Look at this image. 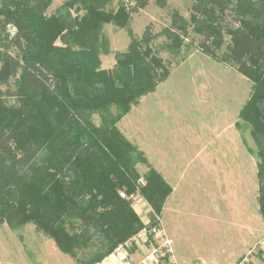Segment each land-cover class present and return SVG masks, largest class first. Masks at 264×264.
Masks as SVG:
<instances>
[{"label":"trees","instance_id":"obj_1","mask_svg":"<svg viewBox=\"0 0 264 264\" xmlns=\"http://www.w3.org/2000/svg\"><path fill=\"white\" fill-rule=\"evenodd\" d=\"M114 1L69 0L51 15L53 0L0 2V85L11 78L18 84L0 86V225L14 229L20 220L33 222L79 264L103 262L144 228L131 202L120 197L122 190L136 191L139 162L151 169L141 191L154 214L162 212L168 194L163 184L159 189L160 175L145 157L135 158V148L117 126L169 76L149 45L153 37L145 43L129 31L131 44L116 54L113 68H103L100 58L110 53L104 25H126L128 14L146 9L151 0H116V8ZM235 1L197 0L193 21L203 39L199 46L212 53L223 16L232 14L230 57L240 74L256 82L264 69V0ZM72 10L84 13L73 17ZM59 38L63 46L54 45ZM11 99L18 104L11 105ZM260 117L251 132L264 219V114ZM96 240L99 249L81 259L79 251Z\"/></svg>","mask_w":264,"mask_h":264},{"label":"rangeland","instance_id":"obj_2","mask_svg":"<svg viewBox=\"0 0 264 264\" xmlns=\"http://www.w3.org/2000/svg\"><path fill=\"white\" fill-rule=\"evenodd\" d=\"M66 1L69 0H53L47 13L53 14ZM226 1L230 5H235L236 2ZM196 4L197 0H151L146 9L129 13L126 25L116 22L105 24L102 35L109 41L110 53L102 54L100 58L103 68L114 67L116 54L126 52L131 44L129 31L138 41L145 40V43L149 41L145 38L150 36L153 39L149 45L168 68V78L180 65L186 64L178 70V73L185 76L183 79L192 82L196 88L206 89L207 95L217 97L219 104L214 102L216 124L214 119V124L210 126L206 123L203 128V112L190 110L181 120H178V115L174 116L175 119L169 118V128L160 129L163 135L166 132L167 139L178 140L176 145H190L187 148L188 167L179 166L178 170L172 172L174 178L187 175L183 182L188 184L184 188L182 185L179 187L176 180L175 184L170 183L173 177L164 178L152 165L146 151L141 149L138 134L143 130L142 126L149 123L145 121L148 119L145 113L138 114L144 96L123 116L124 118L135 109L133 129H125L123 118L117 126L135 148V158L145 157L152 169L160 175L162 180L158 181L159 189L163 184L162 190L165 188L164 191H168L159 215L151 210L147 211V215H142L144 227L157 222L160 230H163L162 233L172 241L175 254L181 262L203 259L237 264L244 256L237 258L236 251L241 250L249 240L245 234L255 238L259 229L261 237L258 242L264 239V219L258 204V147L251 132L253 124L256 125L261 119L260 114H264V110L260 111L258 107H264V69L259 68L256 82L237 71L230 57L234 23L232 14L229 13L223 16L220 32L210 44L212 53L204 52L199 46L203 39L198 36L193 21L198 15L194 9ZM113 7L116 8V0ZM71 13L73 17H78L84 12L72 10ZM16 31L14 26H9L11 35ZM54 45L64 44L59 38ZM9 51L14 56L18 54L14 48ZM19 60L22 61L21 57ZM15 80L11 78L9 83H2L0 86L3 90L6 87L16 89L18 84ZM9 103L17 105L18 101L11 99ZM245 106L243 120L241 111ZM126 119L130 124V118ZM93 120L100 124L98 114L93 116ZM184 121L187 127L181 124ZM123 130L128 132L125 134ZM256 130L260 135L263 129L257 126ZM137 168L141 174L140 179L145 181L142 190L147 186L146 175L151 169L143 162H139ZM175 188L177 191L173 194ZM142 191L139 199H143L145 208L150 209L151 206ZM32 192L33 189L30 190ZM172 195L176 199L182 198L179 207L172 206ZM20 204L24 206L22 209L27 207L26 204ZM257 215L260 216L258 223ZM157 217H160L159 221ZM151 238L156 240L154 235ZM99 247L100 243L96 240L85 252L79 251V257L86 259ZM0 264L79 263L60 252L53 240L36 224L20 220L14 229L6 224L0 225Z\"/></svg>","mask_w":264,"mask_h":264},{"label":"crops","instance_id":"obj_3","mask_svg":"<svg viewBox=\"0 0 264 264\" xmlns=\"http://www.w3.org/2000/svg\"><path fill=\"white\" fill-rule=\"evenodd\" d=\"M182 66L184 67L186 66V64H183ZM182 66L180 65L175 70V72L171 74L168 80L160 84L157 87L156 92L144 96L140 102L141 104L138 110V114L145 113L146 116H148V119H146L145 121H149V123H147L145 126L144 125L142 126L143 130L138 134V136H140L139 142L142 147L141 149L143 151H146L150 160L152 161L151 162L152 165L159 172H161L164 178L166 179L173 177L172 172L178 170L179 166L188 167L187 148H189L190 146L189 144H187L185 147H183L181 146V144H178L181 146L178 147V145H176L178 143V140L167 139L166 132L165 135L161 133L160 129L166 130L169 128L167 125L169 118H174V116L178 115V120H181L183 115H186L190 110H195V111L203 112L204 119L203 122H201L204 124L203 128L206 123L210 126L214 124V119H215V124L217 123V119L214 117V113H215L214 102L219 104L217 97L212 96L210 94L207 95L206 89L204 90L202 88H196L192 82L188 81L187 79H183L185 76L183 74L178 73V70H180ZM111 68H107V69H111ZM134 110L135 109H133V111ZM133 111L123 118V126L125 127V129L129 131L133 129V122H134L133 118L135 114V112ZM127 117L130 118L129 121L130 124L126 119ZM185 123L186 121H184V123L181 124L187 127ZM201 129L202 128H200V130ZM181 131H183L182 128ZM126 132L128 131L125 130L124 133L126 134ZM173 148H176L177 150L172 151ZM176 152L178 153V155L175 156ZM186 176L187 175L184 174L177 176L175 178L173 177L174 179L171 180L170 183L175 184V180H176L178 186L181 187L182 185V187L184 188V185L188 184L186 182L185 183L183 182ZM176 191L177 188L174 189L173 194H175ZM171 198H172V206L179 207V205H181L180 200H182V198L179 199L178 197V199H176V197L173 195ZM143 203H144L143 199L139 200L136 206L135 207L132 206V208L137 214V216L144 223L143 221L144 218L142 215L144 214L147 215V211L151 210V208L150 209H148V207L145 208L146 205ZM259 218L260 216L257 215L256 217L257 223L259 222ZM256 228H259V226H256ZM257 230H258L257 231L258 235L255 236V238H252V236L245 234L246 237H249V240L248 242H246V244L241 250L236 251L237 258L246 256L249 253V251L253 248L254 244L260 240L261 235L259 234V229ZM262 233H264V230L262 231ZM240 241L241 239L239 240V244ZM53 242L56 245L54 240ZM149 244H151V241ZM149 244L147 245V247L149 246ZM58 250L60 251L59 248ZM146 252H147V248L144 245L142 247L132 248L130 250V255L131 258H133L134 260H140L141 258L144 257ZM120 259L121 256H119L114 251L110 256H108L103 262L99 264H121ZM73 260L74 262L78 263L75 259ZM197 261L202 264H225V262H223L222 260L206 261L203 259H198V260H187L182 262L180 260L181 264H191ZM250 264H264V257L262 256V254L253 255L250 259Z\"/></svg>","mask_w":264,"mask_h":264},{"label":"built area","instance_id":"obj_4","mask_svg":"<svg viewBox=\"0 0 264 264\" xmlns=\"http://www.w3.org/2000/svg\"><path fill=\"white\" fill-rule=\"evenodd\" d=\"M145 185V181L140 179L137 183L136 191L132 194L126 192H120V197L126 198L127 201L131 202L132 206H136L137 202L141 197V188ZM153 212V210L151 209ZM160 217H157V221ZM162 230V229H161ZM158 227L157 222L155 224H150L140 230L138 233L133 235L123 244L116 248L115 252L121 256V264H181L180 260L175 254L172 241L166 236L165 233ZM154 235L156 240L151 238ZM159 238V240H158ZM151 241V244H149ZM149 246L147 247V245ZM147 248V252L144 257L140 260H134L131 258L130 250L134 247ZM262 254L264 257V239L258 242L249 253L242 258V260L237 264H250V259L253 255ZM191 264H202L199 262Z\"/></svg>","mask_w":264,"mask_h":264}]
</instances>
